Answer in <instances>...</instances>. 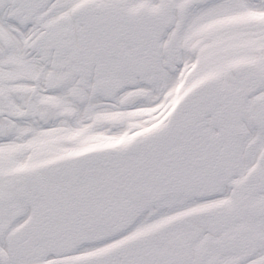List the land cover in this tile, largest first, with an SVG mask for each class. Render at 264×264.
Here are the masks:
<instances>
[{
	"label": "snow or ice",
	"instance_id": "1",
	"mask_svg": "<svg viewBox=\"0 0 264 264\" xmlns=\"http://www.w3.org/2000/svg\"><path fill=\"white\" fill-rule=\"evenodd\" d=\"M0 264H264V0H0Z\"/></svg>",
	"mask_w": 264,
	"mask_h": 264
}]
</instances>
